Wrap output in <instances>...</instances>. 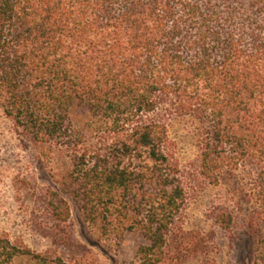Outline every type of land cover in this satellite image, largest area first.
Here are the masks:
<instances>
[{"label": "trees", "instance_id": "16d2710c", "mask_svg": "<svg viewBox=\"0 0 264 264\" xmlns=\"http://www.w3.org/2000/svg\"><path fill=\"white\" fill-rule=\"evenodd\" d=\"M0 103L60 158L62 192L101 237L144 239L138 264L195 251L182 228L194 170L232 185L218 223L242 211L264 264V0H0ZM177 119L198 132L191 174ZM51 194L57 243L70 211ZM22 255L64 264L0 234V264Z\"/></svg>", "mask_w": 264, "mask_h": 264}, {"label": "rangeland", "instance_id": "374dc122", "mask_svg": "<svg viewBox=\"0 0 264 264\" xmlns=\"http://www.w3.org/2000/svg\"><path fill=\"white\" fill-rule=\"evenodd\" d=\"M182 171L198 155V132L191 122L177 119L168 127ZM65 165L49 148L31 142L4 113L0 103V234L21 239L30 249L60 257L64 264H138L137 247L144 239L127 232L120 239L101 237L85 220L77 203L62 192ZM191 169V170H188ZM185 208L184 236L195 251L182 254L183 264H251L254 240L247 232L242 211L233 213L229 227L218 223L223 204L231 206L232 185H213L194 170L190 175ZM52 191L66 199L70 218L65 238L54 242ZM13 264H40L30 256H18ZM46 264H55L48 262Z\"/></svg>", "mask_w": 264, "mask_h": 264}]
</instances>
